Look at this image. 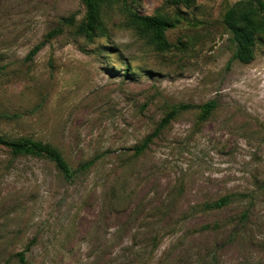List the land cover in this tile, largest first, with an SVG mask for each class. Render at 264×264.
Masks as SVG:
<instances>
[{
    "label": "rangeland",
    "instance_id": "1",
    "mask_svg": "<svg viewBox=\"0 0 264 264\" xmlns=\"http://www.w3.org/2000/svg\"><path fill=\"white\" fill-rule=\"evenodd\" d=\"M233 1L115 0L86 42L80 0H0V135L71 169L92 159L66 180L0 148V264L25 248L31 264H264V36L248 64L230 59ZM128 10L161 16L170 48L134 34ZM211 100L204 120L176 110L132 153L171 107ZM226 193L245 198L203 210Z\"/></svg>",
    "mask_w": 264,
    "mask_h": 264
},
{
    "label": "trees",
    "instance_id": "2",
    "mask_svg": "<svg viewBox=\"0 0 264 264\" xmlns=\"http://www.w3.org/2000/svg\"><path fill=\"white\" fill-rule=\"evenodd\" d=\"M115 0H80L84 6V16L81 20L73 25V31L76 35L82 37L86 42H91L95 37L103 34L102 11L104 6H109ZM127 25L129 29L138 36H145L156 50L167 51L170 44L165 41L163 32L166 22L161 16L140 14L137 11H127ZM61 21L67 25L73 22L72 17L61 18ZM222 25L228 32V41L232 44L231 60H236L242 64H248L254 56V48L260 37L264 36V0H235L227 6L222 14ZM58 28L47 32L43 39L33 45L26 54V58H30L41 46L45 40L58 32ZM215 102L208 101L203 104H187L180 103L171 107V109L160 117L157 126L147 135L143 137L140 143L131 147L133 154L143 150L156 135L160 128L168 124L170 118L176 110L194 108L197 110L198 119L204 120L214 108ZM0 148L7 151L11 156L17 154H27L40 156L41 158L51 162L66 180L70 179L76 172L82 174L92 166V159L79 163L76 168L71 169L64 162L57 150L46 144H42L38 140L29 137H17L16 139H8L0 135ZM245 198L240 193H226L217 198L213 204L203 205V210L212 206L213 208L225 207L237 199ZM248 208L243 211L237 220V224L244 225L248 218ZM153 239V237L151 238ZM28 248L19 250L14 254L8 255L1 264H8L13 260V264H31L30 258H27L26 251ZM7 257V256H6ZM11 258V259H10ZM132 261V260H130ZM129 261V262H130ZM128 262V263H129ZM159 263V262H158ZM141 264H144L142 259Z\"/></svg>",
    "mask_w": 264,
    "mask_h": 264
}]
</instances>
